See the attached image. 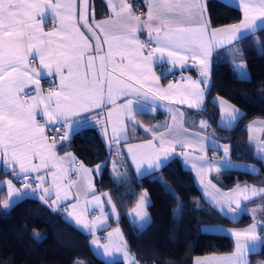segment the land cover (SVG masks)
<instances>
[{
    "label": "snow or ice",
    "instance_id": "1",
    "mask_svg": "<svg viewBox=\"0 0 264 264\" xmlns=\"http://www.w3.org/2000/svg\"><path fill=\"white\" fill-rule=\"evenodd\" d=\"M77 2L0 0V165L20 179L23 188H16L11 179L0 182V187H7V199L2 203L4 209H10L18 201L42 190L39 199L54 210L60 207L61 201L69 199L70 189L76 187L77 203L72 205L73 211L68 212V216L78 227L95 235L108 219L100 197H95L92 202L100 207L101 215L89 221L86 208L81 209L79 214L75 211L79 208L80 185L72 180L66 182L67 174L75 172L87 181V190L91 191L92 169L86 168L83 163L76 168V157L70 152L59 156L56 151L58 140L61 143L67 141L74 125L79 123L74 118L94 108L111 105L109 120L113 115L112 110L116 111L113 139L119 134H126L125 119L135 124L137 111H155L156 100L170 99L175 87L172 84L167 89L159 86L160 78L152 70L155 63L175 65L180 62L183 67L188 59L197 61L203 79L189 81L180 92L179 103L202 109L209 85L213 48L225 42L231 44L244 39L258 29L264 30V0H239L243 20L211 30V22L206 18L205 0H144L146 13L134 12L133 5L127 0H107L112 15L99 22L95 21L93 15L92 23L88 20V0H79V9ZM49 20L52 22L51 30H46L45 25ZM82 28L90 35H86ZM142 32H147L146 40L140 38ZM104 45H107L106 52ZM236 67L240 69V78L246 79L244 63ZM44 76L59 78L58 86H52L47 93L41 88ZM119 99H123V103L117 104ZM219 107L222 118L229 126L242 115L239 109L223 100H219ZM179 115L183 117V113ZM173 121H177L175 115ZM258 123L264 124V121H253L248 125L249 131ZM57 125L59 128L55 127ZM200 127L207 128V122L200 121ZM49 128L57 132L60 129L65 131L58 139L50 138L47 134ZM166 128L164 133L153 134L154 138L160 140V149L156 150L154 158L134 151L144 145L129 147L138 172L145 163L149 169L161 167L160 153L165 158L169 155L165 144L172 143L168 138L174 135V128L171 125ZM179 130L177 135L187 132L182 123ZM249 139L251 141L253 137ZM175 143H181V140L175 138ZM213 146H216L214 142ZM147 147L155 149L151 142ZM171 150L174 151V148ZM204 150L202 147L201 151ZM228 151L225 145V156ZM257 151L264 153V142L257 145ZM199 159L203 160L204 157ZM193 167L197 165L193 163ZM203 167L201 164L198 174ZM208 167L211 168V165ZM42 171L43 175L40 174ZM96 171L99 172V166ZM113 171L118 183L126 182L127 173H120L115 166ZM32 173L37 175L33 177ZM49 175L52 177L51 184L45 186ZM33 181L36 182L35 187ZM212 188L215 189V186L212 185ZM208 194L217 204L223 201L228 212L234 216L250 213L253 223L246 229L230 233L234 238V251L231 254L197 258L195 264H250L248 255L264 250V188L237 186L231 195L225 193L220 196L218 189H215V194ZM53 195L55 200L49 203ZM255 198L262 203L258 208L249 210L244 202ZM108 203H112L111 197ZM177 203L174 214L179 217L183 207L182 202ZM147 204V193H144L134 210L141 228L148 221ZM63 210L68 211L67 208ZM112 211L115 213L114 204ZM257 211L261 213L259 217ZM114 231L123 241L119 228ZM33 235L41 238L38 232ZM112 237L113 233L110 232L107 239L111 241ZM99 240V237H95L91 243L99 248ZM126 249V242L103 245L106 255H111L114 250L123 251L127 257ZM76 264L85 262L77 260ZM131 264H136L134 258Z\"/></svg>",
    "mask_w": 264,
    "mask_h": 264
},
{
    "label": "trees",
    "instance_id": "2",
    "mask_svg": "<svg viewBox=\"0 0 264 264\" xmlns=\"http://www.w3.org/2000/svg\"><path fill=\"white\" fill-rule=\"evenodd\" d=\"M97 15H101L105 4L103 0H92ZM136 8L142 10L144 3L133 0ZM206 8L212 25L239 21L242 10L222 0H207ZM245 60L248 75L240 78L234 67L232 48ZM233 47L224 51L229 56L218 55L212 62L211 79L203 108H191L195 120L193 127L202 129L222 141L232 144L230 155L239 160L256 163L257 172L238 169H224L212 175L221 187L236 183L264 184V159L255 152L248 140V121L253 117H264V30L258 29L237 41ZM237 57V56H236ZM188 70L194 74L197 68H184L162 74L167 81L180 72ZM215 94L222 95L244 110V114L230 127L218 123L219 108L213 102ZM142 121H149L154 128L164 127L167 114H137ZM200 118L207 122L201 128ZM149 133L140 130L132 132L134 138L148 137ZM58 139V137H57ZM58 151H72L78 161L94 166L104 163L96 177L97 191H108L114 201L118 215L111 217L121 227L128 249L134 253L136 264H192L197 254L226 252L234 249V239L225 233L205 231L204 223H223L245 225L252 221L247 213L237 220L220 213L200 194L192 171L186 169L179 155L168 159L161 167L138 174L131 170L125 183H118L110 170L111 150L94 126L76 130L67 141L57 142ZM222 152L217 151L215 155ZM11 179L18 185L10 170L0 165V182ZM35 182V181H33ZM149 196L146 205L149 219L143 228L129 216V210L138 204L142 194ZM7 199V187H0V264H131L124 260L107 262L98 256L90 246L91 233L78 228L64 216L62 209L49 207L39 199V195L26 197L10 209L2 207ZM182 202V215L174 213ZM253 202L262 201L257 198ZM49 203L50 200H49ZM38 232L37 239L33 233ZM250 264H264V250L250 254Z\"/></svg>",
    "mask_w": 264,
    "mask_h": 264
},
{
    "label": "crops",
    "instance_id": "3",
    "mask_svg": "<svg viewBox=\"0 0 264 264\" xmlns=\"http://www.w3.org/2000/svg\"><path fill=\"white\" fill-rule=\"evenodd\" d=\"M103 1L105 4V8L103 9V12L101 15H97L95 12L96 10L94 8L93 1L88 0V20H89V23H92L93 15H94L95 21H97V22L103 21L112 15L111 9L108 7L107 0H103ZM140 1L142 3H144V0H140ZM206 1L207 0H205V6H206ZM222 1L240 8L242 10V18L236 22L224 23V24L216 25V26H214L210 23V30L211 29H217V28H224V27H227V26L232 25V24H238L244 18L243 8L239 6V0H222ZM127 2L133 5L134 12H136V13H139V12L146 13L147 12V7L145 4H144V7L142 8V10L140 11V9L135 7L133 0H127ZM77 8L79 9V0L77 2ZM206 18L208 20H210L208 11H206ZM51 24H52V22H51V20H49L48 23L45 25V29L51 30ZM82 30L85 31L86 35H90L83 28H82ZM139 35H140V38L142 40H146L148 38L147 32H142ZM236 42L237 41H233L231 44L225 42V43L221 44L220 46H216L213 48L212 56H211V63H210V67H209V84H210V79H211V66H212L213 60L218 55H222V56L231 55V54H227L226 52L224 54V51L227 50L226 48H228L230 50V48L233 47V45ZM93 43H94V41H93ZM103 47H104V51L106 52L107 51V45H104ZM232 50L235 51L236 56H237L236 57L233 54V58L235 57L233 63H234V67L236 69L237 68L236 62H238L239 60L241 61L242 57L240 54L237 53L238 52L237 49H235L233 47L230 51H232ZM117 59H119V58H117ZM37 65H38V62H37ZM200 67H201L200 64L197 61H194L192 59H188L187 62L184 63L183 67H181L180 62L176 63L175 65L172 63H164V62L153 64L152 70L155 72V75L160 78L159 86L163 89H167L169 84H172L175 86L172 89V96L170 99H166V100L157 99L156 100L157 107H156L155 111H143V112L137 111L135 116H134V121L136 122L135 124H133L132 122L125 119L124 123L127 125V132H126V134H119L115 139H113L112 129H113V125L117 122V113L115 110H112L113 115H112L111 120H109L108 112L112 108L111 105H105L101 108H94L89 112L81 113L79 116L75 117L74 119L79 121V123L74 125V130L70 133V136L73 134V132H75L78 129H81L82 127H85V126L96 127L97 130L100 132L102 138L104 139V141L107 143L108 147L111 150V156H110L109 164H110V170H111L112 175L115 176L113 169H114V166L116 164H118L117 163L118 158L122 159V157L124 156L127 158V162H128V165L130 167H125L124 171L122 170V171H120V173H127V176H128L129 172L131 170H133L134 172H136L138 174L145 173L147 171L152 170V169H149L147 166V163H145V164H143L140 171L138 172L137 171V165H136V163L133 162L132 154L129 152V147L136 146V145H144L145 147L134 149V151H136L137 153H143L145 155L152 156L154 158L155 155L157 154L156 150L160 149V140L158 138H154L153 134L154 133H156V134L164 133L167 131L166 126H168V125L173 126L174 135L172 137L168 138L169 140L172 141V143L171 144H168V143L165 144V148L169 149V155L167 156V158H165V156L162 153H160V159L162 161V164L165 163L172 156L179 155L181 158L183 166L186 169H189L190 171H192L195 182H196V184L200 190L201 196L208 203H210L213 207H215L220 213L229 217L232 220H237L244 214L234 216L232 213L228 212L227 205L223 201H221V203H219V204L215 203L212 200L211 195H209L208 193L215 194V189H218L220 196H222L225 193H228L231 195L233 192V189H235L237 186H240L241 188H244L245 186H247L249 188H251L252 186H256L258 188H264V184H261V183H236L230 187H221L216 182L213 181L212 175L216 174L217 172L224 170V169H238V170H245V171H249V172H257L259 170V166L256 163H253L251 161L239 160V159L233 158L230 155V151L232 148V144L230 142L222 141V140L216 138L215 136H213V135H211L205 131H202V129L192 126L191 123L195 120V115H194L193 111H191V108H189L186 103H183V104L179 103L180 92L183 88L187 87L189 81H198V80L203 79V77H201V75H200ZM184 68H197V73L194 74L188 70H185V71L180 72L176 77H171L167 81H164L162 79V76H163L162 74L171 73L173 76L175 74L174 73L175 71L182 70ZM247 73H248V71H247ZM51 80H52L53 84H49V81H51ZM58 84H59V78L58 77L44 76L41 79V88L44 90L45 93H47V91L52 86H54V85L58 86ZM201 87H204V85L201 84ZM208 87H209V85H208ZM206 93H207V91L205 92L204 100L206 97ZM212 100L219 108L218 123L223 127H230V126L228 124H226L224 119L222 118L221 109L219 107V100L225 101L228 105L239 109V111H240V113H242V115L244 114V110L241 107H239L238 105H236L232 101L228 100L227 98L223 97L222 95L215 94L213 96ZM121 103H123V99L117 100V104H121ZM169 109H171V111ZM157 111H162V112L167 114V119H166L167 123L164 127L154 128L153 124H151L149 121H142L139 118V116L137 115L138 113L155 114ZM180 113H183L182 118L179 115ZM174 115L177 117V121L175 123L173 121ZM238 119H237V121H238ZM202 120L206 121L204 118H200L198 123L200 124V121H202ZM237 121H235L231 126H233ZM253 121H264V117H253V118L249 119L247 125L252 124ZM180 123L183 124V127L185 129H187V132H184L182 135H177V133L180 131L179 130V124ZM55 127L59 128L58 125ZM49 129L47 130V134L51 138L52 136H50V134L48 132ZM62 130H63V132L65 131L64 129H62ZM140 130H143V131L149 133V136L144 137V138L132 137L133 131L136 133L137 131L139 132ZM196 134H199V135H196ZM250 136L253 137V139L251 141L249 139ZM175 138H179L181 140V143H175ZM201 138H204L203 141L198 143V141H201ZM248 140L250 143H252L254 145L256 154L260 158L262 156H264V153H260L257 151V145L261 142H264V124L258 123L256 125H254V127L251 131H249V128H248ZM185 141L187 142V146H185ZM149 142H151L152 145H155V149H153L151 147H147ZM213 142L216 145L215 147L213 146ZM225 145H227L228 149H229L227 156H225V152H224V146ZM202 147L205 149L204 151H201ZM173 148H174V151L171 150ZM56 151H57L59 156H64V155H66V153H69V152L74 155V153L72 151H58L57 148H56ZM217 151H221L222 153L217 156V155H215V153ZM200 157H204V159L201 160V159H199ZM76 160H77V163L74 166L76 168H78L79 164L82 162L78 161L77 158H76ZM228 161H230L231 163L228 164L227 163ZM193 163H195L197 165L196 168L193 167ZM201 164H203L204 167H203V170L200 171L198 174V170L200 169ZM83 165L88 169H92V172H91L92 190L91 191L87 190V181L82 176L78 175L77 173L69 172L67 174V178H66V182L68 180H72V181H76L77 184L80 185L79 208L76 209L75 211L77 214H79L81 209L86 208L87 209V214H86L87 220H89V221L95 220L96 217L101 215V210H100V207L96 206L95 203H93L92 201H94L95 197H100V203L103 207V211L108 216L106 223L102 227L97 229V231L95 232V235H93V234L91 235V237H90L91 248L93 249V251L98 256H100L101 258H103L107 262H113L115 260H124L128 263H131L133 258L135 259V262H136V257L134 255V253H132L128 249V247L126 249L127 253H128L127 257H125L123 251L117 252V251L113 250L111 255L104 254L103 245H107L109 243L123 244L126 242V238H125V235H124L121 227L119 226V224L116 221L111 220V217H114V218L117 217L118 212L115 208V213H113V211H112V205L113 204L108 203L109 196H108L107 192L106 191L99 192V191H97V188H96V177L102 171L104 163H100V164H97L94 166H89V165H86L84 163H83ZM209 165H211V168L208 167ZM97 166H99V172L96 171ZM40 174L43 175L44 174L43 171ZM33 175H37V174L32 173V176ZM51 179H52V177L50 175L47 176L48 184H46L45 186H48L51 184ZM16 180L18 182V185H15V187L18 189H22L23 188V182L17 178H16ZM209 182H211V183L209 184ZM35 184H36V182H33V187H35ZM212 185L215 186V189L212 188ZM41 191L42 190H37L34 195L40 196ZM86 191H87V195H85ZM76 193H77V188L76 187L71 188L69 199L61 201L60 207L58 208V209H62V210L67 208V210H68L67 212L63 210L64 216L68 221H70L75 226H77V225L75 224L74 220L68 216V212H72L73 211L72 205L77 203ZM105 193L107 195H104ZM61 195H63V192L61 193ZM256 199L257 198H255L254 200H256ZM49 200H50V202H52V200H55V196L53 195ZM244 203L249 210H251L253 208H258L259 205L261 204V202H253L252 203V200L244 202ZM233 207H235V204H233ZM247 214L249 216H251L250 213H247ZM260 215H261V213L259 211H257V217H259ZM251 218H252V216H251ZM148 219H149V216H148ZM252 223H253V220L250 221L249 223L245 224V225H240V226L227 225V224H223V223H204V224H202V229L205 231L225 233V234L230 235V233L232 231H241V230L249 227ZM78 228H80V227H78ZM117 228H119L120 234H122V236H123V241H121L119 239V237L115 234L114 230ZM80 229H82V228H80ZM85 231H87V230H85ZM110 232L113 233V237H112L111 241H109L107 239L108 234ZM95 237L100 238L99 243H100L101 247H99V248L91 243V241ZM233 251H234V249L231 251H226V252H210V253H205V254H197V255L193 256L192 264H195V261L197 260V258H204V257L213 256V255H216V256L229 255ZM250 254L248 255L249 261H250Z\"/></svg>",
    "mask_w": 264,
    "mask_h": 264
},
{
    "label": "rangeland",
    "instance_id": "4",
    "mask_svg": "<svg viewBox=\"0 0 264 264\" xmlns=\"http://www.w3.org/2000/svg\"><path fill=\"white\" fill-rule=\"evenodd\" d=\"M241 62L244 63V65H245L244 71H246V73H247L248 69H247V65H246L245 60H243V59H242L241 61L239 60L238 62H236V65H238V64L241 63ZM239 72H240V69L236 68V73L239 74ZM247 75H248V73H247ZM117 163H118V164L115 165V168H116L119 172L122 171V170L124 171L125 167H130V166L128 165L127 158L124 157V156L122 157V159L118 158V162H117ZM106 192H107L108 196L111 197L110 194H109V192H108V191H106ZM147 199L149 200V196H148V194H147ZM139 200H140V199H139ZM111 201H112V204L115 205V203H114V201L112 200V198H111ZM138 202H139V201H138ZM137 205H138V204H137ZM137 205H136L135 207H133L132 209L129 210V216H130V218H131L133 221H135L136 223L140 224L141 222H139L138 219L135 218V212H134V210L137 208ZM115 208H116V205H115ZM116 210H117V208H116ZM146 211H147V208H146ZM147 213H148V211H147ZM148 216H149V214H148Z\"/></svg>",
    "mask_w": 264,
    "mask_h": 264
},
{
    "label": "built area",
    "instance_id": "5",
    "mask_svg": "<svg viewBox=\"0 0 264 264\" xmlns=\"http://www.w3.org/2000/svg\"><path fill=\"white\" fill-rule=\"evenodd\" d=\"M49 84H53L52 80L49 81ZM57 128H58V127H57ZM48 132H49L50 136H52V137H59L60 135L63 134V130H62V129H60L59 132H57V131H53V130L50 128ZM35 176H36V175H33V177H35Z\"/></svg>",
    "mask_w": 264,
    "mask_h": 264
}]
</instances>
